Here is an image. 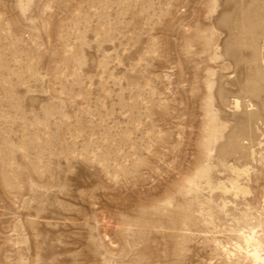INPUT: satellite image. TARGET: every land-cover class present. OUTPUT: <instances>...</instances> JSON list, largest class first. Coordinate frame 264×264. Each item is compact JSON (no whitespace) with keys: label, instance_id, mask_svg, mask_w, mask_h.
Instances as JSON below:
<instances>
[{"label":"rangeland","instance_id":"rangeland-1","mask_svg":"<svg viewBox=\"0 0 264 264\" xmlns=\"http://www.w3.org/2000/svg\"><path fill=\"white\" fill-rule=\"evenodd\" d=\"M0 264H264V0H0Z\"/></svg>","mask_w":264,"mask_h":264},{"label":"bare ground","instance_id":"bare-ground-1","mask_svg":"<svg viewBox=\"0 0 264 264\" xmlns=\"http://www.w3.org/2000/svg\"><path fill=\"white\" fill-rule=\"evenodd\" d=\"M251 2H252V1H251ZM225 11H226V10H225ZM225 11H223V12H225ZM253 256H255V257H257V258H259V259H260V254H259V251H258V250H255V252H254Z\"/></svg>","mask_w":264,"mask_h":264}]
</instances>
